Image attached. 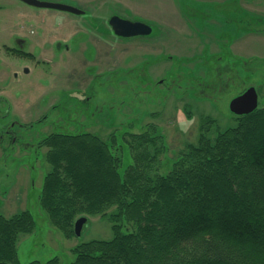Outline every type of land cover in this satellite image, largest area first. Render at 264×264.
<instances>
[{
    "label": "rangeland",
    "instance_id": "obj_1",
    "mask_svg": "<svg viewBox=\"0 0 264 264\" xmlns=\"http://www.w3.org/2000/svg\"><path fill=\"white\" fill-rule=\"evenodd\" d=\"M46 1L84 12L0 0V213L28 209L34 216L35 229L17 236L21 263L57 256L66 264L76 245L112 237L116 208L88 214L78 236L51 223L38 202L51 168L41 139L89 131L104 140L115 134L120 143L126 129L138 132L151 122L165 146L158 171L168 172L178 153L196 143L204 121L212 140L235 125L229 101L248 85L264 105V0ZM112 14L152 30L118 36L108 24ZM15 36L28 41L20 47L31 55L10 51ZM178 109L195 117L187 135L175 125ZM124 153L120 172L130 160Z\"/></svg>",
    "mask_w": 264,
    "mask_h": 264
},
{
    "label": "trees",
    "instance_id": "obj_2",
    "mask_svg": "<svg viewBox=\"0 0 264 264\" xmlns=\"http://www.w3.org/2000/svg\"><path fill=\"white\" fill-rule=\"evenodd\" d=\"M235 116L213 140L204 121L166 173L158 171L162 133L151 122L126 129L120 143L89 131L45 135L51 168L38 202L51 223L72 235L78 216L116 208L112 237L76 245L66 264H264V105ZM35 226L28 209L0 213V264H59L57 256L20 262L17 236Z\"/></svg>",
    "mask_w": 264,
    "mask_h": 264
},
{
    "label": "water",
    "instance_id": "obj_3",
    "mask_svg": "<svg viewBox=\"0 0 264 264\" xmlns=\"http://www.w3.org/2000/svg\"><path fill=\"white\" fill-rule=\"evenodd\" d=\"M27 4L53 8L59 10H66L71 13L79 14L84 10L66 3L46 1V0H22ZM108 23L113 32L122 37L144 35L151 32V26L141 20H130L122 18L116 14H112ZM258 95L254 86L247 87L243 92L232 97L229 101V109L236 114H244L254 110L257 107ZM86 221V216H79L73 223V231L75 235H79L83 223Z\"/></svg>",
    "mask_w": 264,
    "mask_h": 264
},
{
    "label": "clouds",
    "instance_id": "obj_4",
    "mask_svg": "<svg viewBox=\"0 0 264 264\" xmlns=\"http://www.w3.org/2000/svg\"><path fill=\"white\" fill-rule=\"evenodd\" d=\"M53 20L56 25H61L63 23L64 17L57 15L56 17L53 18ZM195 123H196L195 117L189 118L182 111V109L177 110L175 125L180 133L187 135L191 131Z\"/></svg>",
    "mask_w": 264,
    "mask_h": 264
},
{
    "label": "flooded vegetation",
    "instance_id": "obj_5",
    "mask_svg": "<svg viewBox=\"0 0 264 264\" xmlns=\"http://www.w3.org/2000/svg\"><path fill=\"white\" fill-rule=\"evenodd\" d=\"M15 41H17V44H15V46H13V47L12 46L10 47V51L11 52L17 53L19 55H31V52L30 51H28V50L26 51L24 48L22 49V47H20L21 45L24 46L25 43H28L27 40H24L22 37L15 36ZM243 90H245V89H243ZM3 116H4V114H1V117H3ZM16 124H18L17 120H16Z\"/></svg>",
    "mask_w": 264,
    "mask_h": 264
}]
</instances>
